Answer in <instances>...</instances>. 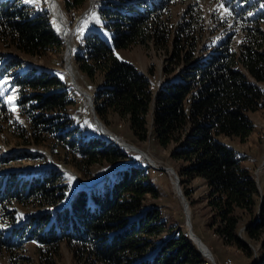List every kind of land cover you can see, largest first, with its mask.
Returning <instances> with one entry per match:
<instances>
[{
	"label": "trees",
	"instance_id": "1",
	"mask_svg": "<svg viewBox=\"0 0 264 264\" xmlns=\"http://www.w3.org/2000/svg\"><path fill=\"white\" fill-rule=\"evenodd\" d=\"M88 1L63 0L60 6L72 20ZM163 9L160 2L107 0L97 12L111 42L98 32L90 34L74 62L90 81L101 79L94 97L100 121L107 123V115L114 113L129 123L137 142L153 137L163 149L175 144L171 158L180 164L177 172L187 199L191 192L186 183L203 180L218 221L215 233L226 246L264 264V190L260 194L242 165L245 157L220 139L245 142L254 131L249 114L264 111V13L254 18L258 35L240 50L201 59L192 72L169 80L155 94L148 77L114 53L147 45L153 33L158 36ZM0 43L32 58L66 47L45 3L32 11L23 0H0ZM13 62L11 66H22ZM16 83L26 93L35 92L25 99L34 114L27 118L24 143L54 146L83 181H95L97 171L105 179L88 189L71 190L57 171H40L26 180L7 177L0 184L3 210H47L4 238L8 251L17 242L15 235L24 237L29 231L26 236L37 243L38 253L46 246L57 254L65 245L84 264H210L159 207L146 206L147 195L158 197L148 164L131 162L135 157L107 137L82 134L68 120L75 100L60 75L31 67ZM5 122L0 118V126Z\"/></svg>",
	"mask_w": 264,
	"mask_h": 264
},
{
	"label": "rangeland",
	"instance_id": "2",
	"mask_svg": "<svg viewBox=\"0 0 264 264\" xmlns=\"http://www.w3.org/2000/svg\"><path fill=\"white\" fill-rule=\"evenodd\" d=\"M56 1L59 6L63 2V0ZM106 1L89 0L86 8L72 20H69L63 13L66 22L70 24V27L68 24L69 30L72 33L73 30L75 32L71 44L70 60L76 87L72 84L71 76L65 68L67 57L65 42L64 50L49 54L45 58L27 57L0 43V107L4 110L0 108L3 111L0 110V118L6 120L5 124L0 126V184L5 182L7 177L11 178L12 175L13 178L26 180L30 176L40 174V171L50 170L61 173L63 184L70 187L71 190H76L77 186L88 189L90 185H95L105 179L102 174L104 172L97 171L95 181H83L81 174L67 163L65 155L57 148L54 149V146H49L47 143L39 145L24 143L25 140L21 137L29 129L27 122L34 114L32 107L25 99L35 92L29 90L26 93V91L20 90L16 81L20 80L24 71L31 67L60 75L65 81L67 89L72 93L71 98L75 100L74 106L66 114L68 120H71L72 125L78 128L82 134H101L99 126L94 121L88 99L83 95L85 93L93 95L94 101L101 79L96 82L90 81L78 70L74 59L76 52L84 50L86 38L94 32L105 35L104 38L109 43L111 42L101 28L102 22L97 12ZM147 2L154 4L160 2L165 6V9L160 13V20L163 21L160 27L163 30L158 36L155 33L151 34L152 39L147 45H135L129 50L115 51L114 54L121 61L131 64L145 74L155 94L169 80L183 78L187 72H192L191 66L201 59H208L222 50L230 53L240 50L248 40L258 35L256 28L259 21L254 18H258L260 13H264V0H147ZM42 3H45L50 10L48 0H34V2L23 0V4L32 11L40 8ZM62 12L64 11L62 10ZM84 15L85 17H83ZM85 21H87L86 24ZM54 23L61 38V27L55 19ZM81 28H83V32L80 31ZM14 60L18 63L21 62L22 66L20 68L11 66L14 65ZM9 97H15L16 111H13V104L8 102ZM249 116L254 124V131L245 142H241L239 138L220 137V139L228 147L245 157L242 165L258 183L260 194H262L264 190V111L260 110L249 114ZM148 119L152 125V113ZM59 120L61 119L57 121ZM102 127L111 135V138L108 137L110 140L115 143L119 141L120 145L131 146L135 150L140 149L150 158L151 163L157 168H161L160 170L153 169L149 166L148 161L142 160L141 153H132L122 148L130 153L132 158L135 157L136 161L131 162H145L152 169L150 171L151 182L156 186L158 197L147 195L146 206L159 207L163 217L171 226H179L191 238L186 227L187 215L184 199L189 205L187 211L191 214L192 232L211 251L215 264H255V261H250L243 251L226 246L215 233L218 221L216 222V216L208 205L209 189L203 180L195 179L186 183L191 192V197L189 200L187 199L183 181L177 172L180 164L171 158V151L175 144L163 149L157 146L153 137L146 143L137 142L131 135L129 123L114 113L107 115V123L102 124ZM162 168L173 169L178 174L181 184L179 188L183 198L179 195L175 184L176 177L171 176L167 171H162ZM46 211L45 209H25L18 206L3 210L0 207V264H84L82 261L74 260L73 254L65 245L60 246L57 254H53L56 250L52 252V249L50 250L46 246H42V253H38L37 243L26 236L29 231L25 232L24 237L15 235L17 242L11 246L10 252L5 247L6 245H3L4 238L23 226L28 218L40 217ZM240 228L242 229L243 225ZM209 263L213 264L211 260Z\"/></svg>",
	"mask_w": 264,
	"mask_h": 264
},
{
	"label": "bare ground",
	"instance_id": "3",
	"mask_svg": "<svg viewBox=\"0 0 264 264\" xmlns=\"http://www.w3.org/2000/svg\"><path fill=\"white\" fill-rule=\"evenodd\" d=\"M50 11L52 13V17L56 20L57 23H59V26L61 27V30H62V34H61V38L64 40V42L66 43L67 45V50H66V64H67V67L66 68V72H68L69 74L73 72L72 68H71V60H70V52L72 51L71 49V44H72V41H73V33L74 30H73V33L69 30V27H68V24L66 22V19L64 18V14L62 12V9H61V6H59V3L56 1V0H51L50 2ZM77 28V27H76ZM69 51V52H68ZM70 60V61H69ZM75 77V76H74ZM85 93V92H84ZM84 96H86V98L88 99V102H92L93 101V98L92 96L89 94V93H85L83 94ZM102 134L106 137H109L111 138V135L106 131L104 130V128L102 127V123H97ZM116 144L122 149H125L126 151H129V152H132V153H140L138 152V150L134 149L133 147L131 146H122L119 144V141L116 142ZM144 157L146 156L145 154H143ZM147 157V156H146ZM171 176H177L178 174L173 170H166ZM176 186H177V189H178V192H179V195L183 198V195H182V191L181 189L179 188V184L177 182V179H176ZM184 201V204H185V208H186V215L188 217V220H189V228H187L188 232L190 233L191 237H192V240L194 241V243L196 244V246L198 247V249L200 251H202L204 254H208L210 255V257L212 258L211 261L213 264H215L214 262V259L212 257V254H211V251L208 250L206 248V246L203 245L202 241H200V239L198 238V236L192 232V227H191V223H190V219H191V214L189 211H187L189 205L187 204V202L183 199ZM194 234V235H193ZM202 243V244H201Z\"/></svg>",
	"mask_w": 264,
	"mask_h": 264
},
{
	"label": "water",
	"instance_id": "4",
	"mask_svg": "<svg viewBox=\"0 0 264 264\" xmlns=\"http://www.w3.org/2000/svg\"><path fill=\"white\" fill-rule=\"evenodd\" d=\"M49 1V3H48V5L50 6V2H51V0H48ZM51 10V9H50ZM49 10V11H50ZM50 13H51V11H50ZM52 14V13H51ZM83 17H85V15L83 16ZM78 20H80V19H78ZM65 68H68L67 67V64H66V66H65ZM69 76H71V80H72V84L76 87V80H75V77H74V73L72 72V74L70 73V75ZM77 89V88H76ZM78 90V89H77ZM90 104V106H91V108H92V112H93V115H94V121H96V123H102L101 121H99V119H98V117H97V115H96V113H95V104H94V101H92V102H90L89 103ZM103 124V123H102ZM98 125V124H97ZM101 132V131H100ZM102 134V133H101ZM102 136L103 137H106V136H104L103 134H102ZM108 138V137H107ZM109 139V138H108ZM118 139V138H117ZM110 140V139H109ZM112 141V140H111ZM119 149H121L114 141H112ZM138 152H140L141 154V156H142V160H146V161H148L149 162V166H151L153 169H155V168H157L156 167V165H154L153 163H151V161H150V158H148V157H144V155L143 154H145L143 151H141L140 149L138 150ZM157 169H161V168H157ZM168 170H171V171H173V169H169L168 168ZM162 171H166V168H162ZM176 179H177V182H178V184L180 185V187H181V184H180V180H179V176L177 175L176 176ZM186 216V215H185ZM186 227L187 228H189V220H188V217H187V221H186ZM188 234L190 235V233L188 232ZM194 235V234H193ZM191 239H192V237H191ZM202 254H203V256H205V258H208L209 259V261L212 259L211 257H210V255H206V254H204L202 251H200ZM212 262V261H211Z\"/></svg>",
	"mask_w": 264,
	"mask_h": 264
},
{
	"label": "snow or ice",
	"instance_id": "5",
	"mask_svg": "<svg viewBox=\"0 0 264 264\" xmlns=\"http://www.w3.org/2000/svg\"><path fill=\"white\" fill-rule=\"evenodd\" d=\"M29 2H34V0H29ZM221 6H223V5H221ZM225 11H227V9H225ZM93 15H94V14H93ZM86 23H87V21H85V24H86ZM80 31L83 32V28H81ZM5 83H7V81H5ZM14 99H15V97H9V98H8V102H9L10 104H13V111H16V108H15V105H14Z\"/></svg>",
	"mask_w": 264,
	"mask_h": 264
},
{
	"label": "built area",
	"instance_id": "6",
	"mask_svg": "<svg viewBox=\"0 0 264 264\" xmlns=\"http://www.w3.org/2000/svg\"><path fill=\"white\" fill-rule=\"evenodd\" d=\"M226 264H229V263H226Z\"/></svg>",
	"mask_w": 264,
	"mask_h": 264
}]
</instances>
